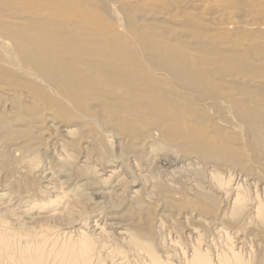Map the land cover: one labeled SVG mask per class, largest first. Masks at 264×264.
<instances>
[{
  "label": "rangeland",
  "instance_id": "374dc122",
  "mask_svg": "<svg viewBox=\"0 0 264 264\" xmlns=\"http://www.w3.org/2000/svg\"><path fill=\"white\" fill-rule=\"evenodd\" d=\"M4 1L0 37H10L0 38V224L10 236L57 240L67 224L61 212L81 203L77 223L102 232L94 238L101 264H139L140 255L125 253L134 235L160 260L183 264L194 241L210 256L225 249V232L236 252L249 250L252 264H264V222L252 207L264 201V0H215L229 13L228 32L192 18L184 0H159L153 10L110 0ZM49 13L68 24L44 18ZM90 22L97 29L83 30ZM44 172L49 178L39 181ZM229 178L224 190L239 183L246 199L242 218L230 215L232 194L220 189ZM48 183L58 187L54 196L44 193Z\"/></svg>",
  "mask_w": 264,
  "mask_h": 264
},
{
  "label": "bare ground",
  "instance_id": "6f19581e",
  "mask_svg": "<svg viewBox=\"0 0 264 264\" xmlns=\"http://www.w3.org/2000/svg\"><path fill=\"white\" fill-rule=\"evenodd\" d=\"M6 1V0H5ZM4 1V2H5ZM10 1V0H9ZM63 1V3H65L66 4V0H62ZM85 1H87V0H85ZM89 1V0H88ZM110 1H117V2H119V3H121L122 5H121V7L123 8V7H125V5L126 6H128V7H130V8H139V10H141L142 9V7H145L146 9H144V10H153L154 9V7H155V9L156 8H158L157 7V4H159L158 2H160V1H166V0H157V2H155L156 0H110ZM244 3L245 2H247V0H242ZM90 2V1H89ZM116 2V4H119V3H117ZM160 3V4H165L164 2L163 3ZM167 2V1H166ZM184 2H185V4L186 5H188V6H190V7H193V13H191V16H192V18L194 17L195 19L196 18H199V17H202L205 21L207 20L208 22H211L212 23V25L213 26H215V31L216 30H218V31H224V32H228L229 30H230V24H229V22H227V20H226V18L228 19V17L227 16H229V15H227V14H229L228 13V11H226V9L224 8V7H226V6H222V5H220V3H218L217 1H215V0H184ZM220 2V1H219ZM256 2V1H255ZM258 2V1H257ZM21 3H22V1H21ZM182 3H183V1H182ZM234 3V2H233ZM13 4V3H12ZM18 4V3H17ZM184 4V5H185ZM234 4H236V3H234ZM245 4H247V3H245ZM251 4V3H250ZM252 4H253V2H252ZM2 4H0V6H1ZM16 5V4H15ZM19 5V4H18ZM124 5V6H123ZM163 5H160L161 7L163 6ZM166 5H169V4H165V6ZM185 5V6H186ZM244 5V4H243ZM242 5V6H243ZM17 6V5H16ZM119 6H120V4H119ZM256 6V5H255ZM9 7V6H8ZM14 7V6H13ZM20 7V9L19 10H21V6H18V8ZM140 7H141V9H140ZM164 7V6H163ZM181 7H182V4H181ZM180 7V8H181ZM12 8V7H11ZM10 7H9V9H11ZM27 8V7H26ZM25 8V9H26ZM151 8V9H150ZM168 8V7H167ZM183 8V7H182ZM239 8V7H238ZM247 8V7H246ZM252 8V7H251ZM251 8H249L250 9V12H251ZM185 9H188V8H185ZM15 10V9H14ZM27 10V9H26ZM168 11H169V9H167ZM189 10H190V8H189ZM233 10V9H232ZM257 10V9H256ZM263 10V9H262ZM261 10V11H262ZM13 11V10H12ZM12 11H11V13H12ZM17 11H18V9H17ZM23 11V10H22ZM28 11V10H27ZM253 11V10H252ZM8 12H10V11H8ZM16 12V11H15ZM234 12H235V10H234ZM238 12H239V10H238ZM243 12V11H242ZM254 12V11H253ZM14 13V12H13ZM12 13V14H13ZM17 13V12H16ZM27 13V12H26ZM25 13V14H26ZM143 13V12H142ZM245 13V12H244ZM264 13V12H263ZM5 14V13H4ZM19 14H21V12L19 13ZM18 14V15H19ZM29 14V13H28ZM155 14V13H154ZM170 14V12L168 13V15ZM241 14V13H240ZM243 14V13H242ZM241 14V15H242ZM255 14V13H254ZM1 15V14H0ZM6 15H8V14H6ZM24 15V14H23ZM22 15V16H23ZM148 15V14H147ZM146 15V16H147ZM172 15H173V13H172ZM249 15H250V13H249ZM4 16V15H3ZM8 16H10V15H8ZM14 16V15H13ZM45 16L46 17H48V18H50V17H52V19H54L53 17H55V19L56 18H59L60 19V16H56V14L54 15V14H51V13H49V14H46V15H44V18H45ZM152 16H154V15H152ZM162 16V15H161ZM160 16V17H161ZM164 16V15H163ZM162 16V17H163ZM166 16V15H165ZM173 16H175V15H173ZM254 16V15H253ZM260 16V15H259ZM0 17H2V16H0ZM15 17H16V15H15ZM15 17H13V18H15ZM172 17V16H171ZM240 17V16H239ZM264 17V16H263ZM3 18V17H2ZM43 18V17H42ZM62 18H64V19H62ZM69 18H71V20H72V22L74 21L73 20V17H69ZM69 18H67V19H69ZM144 18H145V16H144ZM230 18V17H229ZM238 18V17H237ZM254 18V17H253ZM62 19V20H61ZM61 19L60 20H58V21H56V22H59V24H63V22H65L64 24L66 25V22H67V24H68V21H66V17L64 16V17H61ZM255 19H256V17H255ZM261 19V18H260ZM20 20V19H19ZM18 20V21H19ZM70 20V19H69ZM234 20V19H233ZM232 20V18H231V21H233ZM259 20V19H258ZM21 21V20H20ZM24 21V20H23ZM52 21H54V20H52ZM180 23L182 22V23H184V22H186L185 21V19H183L182 17L178 20ZM230 21V20H229ZM230 21V22H231ZM234 21H236V20H234ZM256 21V20H255ZM61 22V23H60ZM71 21H69V23H70ZM70 23V25L71 24H73V23ZM75 22V21H74ZM177 22V21H176ZM188 22V21H187ZM1 23V22H0ZM21 23V22H20ZM81 23L82 22H80V23H78V24H80L81 25ZM84 24H85V22H83ZM83 23H82V25H83ZM91 23V22H90ZM139 23V22H138ZM238 22L236 21V24H237ZM2 24V23H1ZM5 24V23H4ZM14 24H15V21H14ZM24 24H26L25 22H24ZM58 23H57V25H59ZM150 24V23H149ZM148 24V25H149ZM232 24V23H231ZM240 24V23H239ZM20 25V24H19ZM21 25H22V23H21ZM54 25V24H53ZM56 25V24H55ZM64 25V26H65ZM89 24H87V26H85V28L82 26V28H83V30H88V31H94V30H96L97 29V24H94V23H91L89 26H88ZM241 25V24H240ZM72 26V25H71ZM206 26H207V24H206ZM24 27V26H23ZM57 27H59V26H57ZM60 27H62V26H60ZM76 27H79V29L81 28L79 25H77L76 24ZM76 27H72V28H74L73 30L76 32L77 30L76 29H78V28H76ZM208 27V26H207ZM1 28V27H0ZM4 29H5V27H4ZM160 30V29H159ZM158 30V32L160 33V31ZM205 30V29H204ZM6 32H8V30H5ZM79 31V30H78ZM77 31V32H78ZM209 31V30H208ZM157 32V33H158ZM180 32V31H179ZM223 32V33H224ZM1 33V32H0ZM4 34H5V32H3ZM3 33H2V35H3ZM178 33V32H177ZM7 34V36L6 35H3L4 36V38H2L3 36H1L0 38H2L1 40L2 41H4L3 39H5V36L6 37H10V36H8V35H10V34H8V33H6ZM182 34H183V31H182ZM176 35H178V34H176ZM160 36V35H159ZM180 36H181V34H180ZM180 36H177V40H178V37H180ZM179 40H181V39H179ZM203 40V39H202ZM206 40V39H205ZM204 40V41H205ZM228 42V41H227ZM7 43H9L10 44V42H7ZM6 43V44H7ZM12 43V42H11ZM0 44H4V43H2V42H0ZM9 44H7V45H9ZM225 44V43H224ZM5 45V44H4ZM256 45V44H255ZM1 46V45H0ZM3 46V45H2ZM1 46V47H2ZM6 47V46H5ZM232 47V46H231ZM240 47V46H239ZM252 48H254V47H252ZM251 48V49H252ZM3 49V48H2ZM2 49L0 48V52H3L2 51ZM225 49V48H224ZM255 49V48H254ZM256 50V49H255ZM258 50V49H257ZM225 52V51H224ZM261 54V53H260ZM5 55V54H4ZM206 57H204V59H205ZM40 63H43V64H46V65H49L48 63H47V61L45 60V61H39ZM246 79V78H245ZM247 80V79H246ZM249 80V79H248ZM247 80V81H248ZM238 81V80H237ZM239 81H240V79H239ZM246 81V82H247ZM225 82H226V80H225ZM244 83V84H248V83ZM238 83V82H237ZM240 83H242V81L241 82H239V84ZM39 84V83H38ZM238 84V85H239ZM243 84V85H244ZM3 85V84H2ZM240 85H242V84H240ZM239 85V86H240ZM251 85V84H250ZM249 85V86H250ZM252 86V85H251ZM260 86V85H259ZM2 88V87H1ZM241 88V87H240ZM20 89V88H19ZM185 89H186V87H185ZM4 90H5V88H4ZM188 90V89H187ZM190 90V89H189ZM9 91V90H8ZM194 91H195V89H194ZM13 94V93H12ZM196 94V93H195ZM238 95L237 96H240V94L239 93H237ZM239 99H240V97H238ZM242 99V98H241ZM240 99V100H241ZM222 100V99H221ZM243 100V99H242ZM217 102V101H216ZM222 102V101H221ZM30 103V102H29ZM224 103H226V102H224ZM216 104H218V103H216ZM223 105V104H222ZM157 133V132H156ZM151 153V152H150ZM58 159V158H57ZM60 159V158H59ZM63 160V159H62ZM61 160V161H62ZM85 160H87V159H85ZM60 161V160H59ZM89 165V164H88ZM88 165H87V168H89L88 167ZM154 165V164H153ZM83 166H84V164H83ZM39 167V166H38ZM37 167V168H38ZM80 167V166H79ZM36 168V169H37ZM47 168V167H46ZM83 168V167H82ZM82 168H80V169H82ZM91 168V167H90ZM217 169V168H216ZM84 170L86 171V169L84 168ZM90 170V169H89ZM36 171H38V170H36ZM92 171V170H91ZM91 171H90V173H91ZM229 171H231V170H229ZM43 172V171H42ZM218 172V171H217ZM216 171H214V170H212V173H213V176L215 175V177H217V175H219V173H217ZM233 172V171H232ZM232 172H229L230 174L232 173ZM49 173V172H48ZM48 173H43V174H40L41 175V178H39V181H41L42 179L44 180V179H46L47 180V178H49L48 177V175H50V174H48ZM55 173V172H54ZM86 173H88V172H86ZM238 173V172H237ZM236 173V174H237ZM240 174H241V172H239ZM239 173H238V176H239ZM229 174V176L231 177V175ZM220 175H223V174H220ZM36 176V175H35ZM56 176V175H55ZM54 176V177H55ZM147 176V175H146ZM210 176V175H209ZM233 176V175H232ZM238 176H237V178H238ZM38 177V176H37ZM37 177H35V178H37ZM51 179V178H50ZM54 179V178H53ZM233 178H229V181L227 180L226 182L225 181H223L224 183H221V187H220V189L221 190H223V192L225 193V195L226 196H229V194H230V192H229V190L227 189V191H226V189L224 190V188L226 187V186H229L231 183V180H232ZM42 180V181H43ZM54 181H56V180H54ZM218 181V180H217ZM240 181V180H239ZM242 181V180H241ZM52 182V181H51ZM244 182H245V180H244ZM41 183H44V182H41ZM54 183H56V182H54ZM54 183H48V185L47 186H42L43 188H45L44 190H45V192L44 193H49V194H51V195H53V194H55V193H57L58 191H57V189H58V187L54 184ZM230 183V184H229ZM80 185H81V183H79ZM78 184V185H79ZM84 184H86V183H84ZM232 184H233V182H232ZM237 183H235L234 185H236ZM215 185H217V184H215ZM242 185V184H241ZM61 186V185H60ZM76 186V185H75ZM231 186H233V185H231ZM230 186V187H231ZM240 186V184L238 183V185H236V186H234L233 188H230V187H228V188H230V191H232V196H230L231 197V199H232V202H231V204H232V207H231V214L230 215H232V216H234L233 218H235L236 216H238L239 214H241V213H243L242 212V209H243V206H244V204L246 203L245 202V198L241 195V192L239 193V192H237V190L239 189L238 187ZM250 186V185H249ZM79 187V186H78ZM81 188L83 187V184H82V186H80ZM218 189H219V187H217ZM238 188V189H237ZM243 188H245V187H243ZM243 188H242V190H243ZM250 188V187H249ZM78 189V188H77ZM237 189V190H236ZM247 189V188H246ZM260 189V188H259ZM63 190V189H62ZM73 190V189H72ZM221 190H219L220 192H221ZM241 190V189H240ZM252 191V190H251ZM250 191V192H251ZM30 192V191H29ZM28 192V193H29ZM65 192V191H64ZM235 192V193H234ZM243 192H246V191H244L243 190ZM242 192V193H243ZM252 193V192H251ZM106 194V193H105ZM221 194V193H220ZM230 194V195H231ZM234 194V195H233ZM250 194V193H249ZM249 194H247V196L249 195ZM17 195H19V193L17 194ZM58 195V194H57ZM63 195H64V193H63ZM63 195H62V197H63ZM260 195H262V194H260ZM259 195V196H260ZM54 196V195H53ZM53 196H51V197H53ZM59 196H61V194L59 195ZM224 196V195H223ZM246 196V195H245ZM253 196V195H252ZM251 196V197H252ZM258 196V195H257ZM256 196V197H257ZM1 197V196H0ZM21 197V196H20ZM30 196H28V198H29ZM254 197V196H253ZM11 198H13V197H11ZM23 198V197H22ZM21 198V199H22ZM248 198V197H247ZM259 197H257V199H258ZM261 198V197H260ZM263 198V197H262ZM24 199V198H23ZM56 199V198H55ZM62 199V198H61ZM12 200H14V198L12 199ZM11 200V201H12ZM66 200V199H65ZM227 200V199H226ZM225 200V201H226ZM229 200H230V198H229ZM248 200V199H247ZM252 200H253V198H252ZM10 201V200H9ZM10 201V202H11ZM228 201V200H227ZM251 201V200H250ZM66 202V201H65ZM75 202V201H74ZM248 202V201H247ZM253 202V201H252ZM256 202H259V201H256ZM264 202V201H263ZM263 202H259L256 206H252L253 208H254V211H255V215H256V217L258 216L259 217V219L260 220H262L263 222H264V204H262ZM12 203H15V202H12ZM57 203V202H56ZM61 203H64V202H61ZM250 203V202H249ZM255 203V202H254ZM74 204V203H73ZM73 204H70V202H69V204H67L66 206H65V208H64V210L61 212V213H63V215L61 216L60 215V218L59 219H62L63 220V218H65V222L67 223V224H62L61 226H60V228H63V229H70V230H72V232L70 231V232H66V231H63L64 233H62V230L63 229H59L58 230V228H57V235H55V237H56V239L57 240H55V239H52V237H44V236H42V234L40 235V236H42L41 238L43 239V240H38L39 238V236H36V235H31L30 236V240H26L25 242H19L18 240H16V237L15 236H13V237H11L10 236V234H9V229L8 228H6V227H3V225H1L0 224V264H8V263H5V261H7V260H9V259H13V258H15V259H17V260H19V262L21 263V264H101V259H103V258H99V259H96L97 257L95 256L97 253H96V250L97 249H95V239L94 238H96L97 236H99L101 233H96V231H88V230H90V228L91 227H89V225H91V223L90 224H88L87 226H88V228H86L87 226L86 225H84L85 224V222L86 223H88L87 221H84V223H82L83 221L81 220L80 221V219H79V221H78V223H82V226L81 225H78V223H77V220L78 219H75V213H77V215L78 214H80V213H82V211L81 212H79V211H77V212H75V210H74V208L76 209L77 207H78V205H80V204H77V206H76V204H75V206L76 207H74V205ZM164 204V203H163ZM252 204V203H251ZM12 205V204H11ZM162 205V204H161ZM247 205H249V204H247ZM82 206H85L84 204L82 205ZM258 206V207H257ZM80 207H81V205H80ZM229 204H228V211H229ZM249 207V206H248ZM250 208V211H252L253 209H251V207H249ZM194 209V208H193ZM78 210H80V209H78ZM86 210V209H85ZM84 210V211H85ZM2 212H3V210H1ZM6 211V210H5ZM84 211H83V213H84ZM194 211V210H193ZM244 211V210H243ZM245 211H247V210H245ZM1 213V212H0ZM60 213V214H61ZM247 213V212H246ZM101 214V213H100ZM226 214V213H225ZM252 214V213H251ZM254 214V213H253ZM2 215V213L0 214V216ZM102 216H104L103 214H102ZM102 216H101V218H102ZM228 216V215H227ZM232 216H231V218H232ZM241 216H243V214H241ZM63 217V218H62ZM230 217V216H229ZM239 217V216H238ZM255 217V216H254ZM253 217V218H254ZM100 218V217H99ZM202 218H204V217H202ZM239 218H242V217H239ZM238 218V219H239ZM248 218H249V216H248ZM188 219V218H187ZM222 219V218H221ZM230 219V218H229ZM243 219H244V217H243ZM251 219V218H250ZM0 220H2V218L0 219ZM101 220V219H100ZM225 220V219H224ZM241 220V219H240ZM246 220H247V217H246V219H244V221L246 222ZM255 220V219H254ZM6 221V222H5ZM3 220V224L5 223H7V220ZM59 221V220H58ZM57 221V222H58ZM161 221V220H160ZM205 221H207V220H205ZM209 221V220H208ZM218 221H220V220H218ZM242 221L243 220H241L240 222L242 223ZM252 220H250V222H251ZM1 222V221H0ZM60 222H62V221H60ZM59 222V223H60ZM65 222H63V223H65ZM92 222H95L94 224V226H92L93 228H96L97 226H99L100 227V223L98 224L97 223V221H92ZM217 222V221H216ZM238 222V221H237ZM240 222H238V223H240ZM244 222V224H246ZM248 223H249V220L247 221ZM80 223V224H81ZM160 223V222H159ZM202 223H203V221H202ZM210 223V222H209ZM221 223V222H220ZM235 223H236V221H235ZM235 223H234V225H235ZM258 223V222H257ZM58 224V223H57ZM216 224V223H215ZM243 224V223H242ZM254 224H256V222L254 223ZM102 225V224H101ZM106 225V224H105ZM206 225V223H204V226ZM210 225V224H209ZM231 225V224H230ZM237 225V224H236ZM261 225V224H260ZM59 226V225H58ZM58 226H56V227H58ZM223 226V225H222ZM238 226V225H237ZM241 226H246V225H241ZM253 226V225H252ZM258 226H259V224H258ZM7 227H9V225L7 224ZM103 227H105V226H103ZM206 227H208V226H206ZM224 227V226H223ZM223 227H221V228H223ZM226 227V226H225ZM251 227V226H250ZM92 228V229H93ZM219 228V227H218ZM230 228H232V227H230ZM239 228H240V224H239ZM249 228V227H248ZM247 228V226H246V230L248 229ZM52 229V228H51ZM216 229V228H215ZM229 229V228H228ZM238 229V228H237ZM236 229V230H237ZM241 229V228H240ZM240 229H239V231H240ZM54 230H55V228H54ZM97 230V229H96ZM98 230H100V229H98ZM122 230V229H121ZM125 230V229H124ZM218 230V229H217ZM221 230H225V229H221ZM221 230L220 231H217V232H221ZM38 231V230H37ZM37 231H36V233L35 234H38L37 233ZM45 231V230H44ZM68 231V230H67ZM216 231V230H215ZM215 231H213V232H215ZM243 231V230H242ZM241 231V232H242ZM55 232V231H54ZM66 232V233H65ZM93 232L95 233V234H93ZM225 232V231H224ZM230 232V231H229ZM228 232V233H229ZM44 233V232H43ZM62 233V234H61ZM69 234V236H66V235H64V234ZM90 233L92 234V235H90ZM207 233V232H206ZM234 233H237V232H234ZM105 234V233H104ZM130 234V233H129ZM169 234V233H168ZM233 234V233H232ZM245 234V233H244ZM244 234H242V235H244ZM39 235V234H38ZM46 235V234H45ZM63 235H64V237H63ZM75 235V236H74ZM106 235V234H105ZM116 235H117V233H116ZM123 235V234H122ZM134 235V234H133ZM224 235V237L226 238V240H227V243L225 244L226 246L224 247L225 249H221V250H218V251H216L215 250V254H214V256H210L209 255V253H208V251H206V249L205 250H203V248L201 249V247H200V244L197 242V241H194V242H196L195 244H193V246H192V248L190 249L189 248V251L187 252V250H186V252L185 251H183L184 252V254L182 255V254H180V252H179V250H178V252H177V254H179V255H182V257H180V259H183V264H252V262L254 261H252L251 260V255H250V253H251V251H249V254H247L248 253V251L246 252V254H245V252H244V254L245 255H248V256H241V254H239L238 252H236V250L237 249H235L234 247H233V245H232V238L233 237H231V235H229V234H227L226 232L223 234ZM223 235H221V236H223ZM62 236V237H61ZM107 237L109 236L108 234L106 235ZM118 236H120V234L118 235ZM126 236V235H125ZM124 236V237H125ZM162 236V235H161ZM233 236V235H232ZM238 236H240V235H238ZM27 238H28V236H26ZM101 237H103L102 235H101ZM111 237V236H110ZM109 237V238H110ZM127 237V236H126ZM167 237V236H166ZM197 237H199L200 238V236H197ZM196 237V238H197ZM237 237V236H236ZM250 237V236H249ZM36 238H38V239H36ZM99 238H100V236H99ZM122 238V237H121ZM130 238V237H129ZM129 238L127 239V240H129ZM163 238V237H162ZM199 238H197V239H199ZM238 238V237H237ZM98 239V238H97ZM108 239V238H107ZM111 239V238H110ZM110 239H108V240H110ZM124 239V238H123ZM126 239V238H125ZM175 239V238H174ZM196 239V240H197ZM213 240H214V238H212ZM223 239V238H222ZM247 239H249V238H247ZM31 240H32V242H31ZM102 240V239H101ZM112 240V239H111ZM173 240V239H172ZM213 240H212V242H213ZM224 240V239H223ZM243 240V239H242ZM250 240H251V238H250ZM100 241V240H99ZM99 241H96L97 243L99 242ZM121 241H122V239H121ZM120 241V243H122ZM167 241V240H166ZM177 241V240H176ZM179 241V243H180V240H178ZM245 240H243L242 241V243L244 242ZM105 242H109V241H105ZM112 242V241H111ZM111 242H109L110 244H111ZM119 242V241H118ZM171 242V241H170ZM169 242V243H170ZM210 242H211V239H210ZM212 242H211V245H213V247L212 248H214V245H215V241H214V244H212ZM238 242V241H237ZM236 242V243H237ZM247 242V241H246ZM31 243H34V245L32 244L31 245ZM102 243V242H101ZM117 243V242H116ZM116 243L114 244V245H116ZM129 244H130V249L128 248V251L129 252H125V253H135L136 254V257L138 256V255H140L139 256V258H140V262H139V264H169L168 262H171L173 259H171V258H173V257H171V258H169V259H171L170 261H167V260H160L159 258H158V256H156V254H158V252H154V250H153V246L151 245V244H148V243H143V242H141V241H139V239L138 238H136V235H134V237L132 238V240H131V242H128ZM128 243H125V245L126 244H128ZM166 243V242H165ZM168 243V242H167ZM166 243V244H167ZM172 243V242H171ZM192 243H193V241H192ZM202 243V242H201ZM209 243V242H208ZM224 243V242H223ZM239 243V242H238ZM118 244V243H117ZM175 244H177V242L175 243ZM217 244H218V242H217ZM216 244V245H217ZM219 246H217V247H221V241L219 242ZM100 245H103V244H100ZM113 245V246H114ZM169 245V244H168ZM209 245L210 244H208L207 245V247H208V250H209ZM211 245H210V247H211ZM244 245H246V243L244 244ZM250 245V244H249ZM248 244H247V247L249 246ZM104 246V245H103ZM103 246H102V248H103ZM117 246V245H116ZM127 246V245H126ZM161 246V245H160ZM173 245H171V248H173L174 249V246L172 247ZM178 246V245H177ZM47 249H46V248ZM97 247H99V245L97 246ZM96 247V248H97ZM106 247V246H105ZM104 247V248H105ZM119 247V246H118ZM128 247V246H127ZM158 247V246H157ZM182 247V246H181ZM205 247V246H204ZM243 247V246H242ZM107 248H109V247H106L105 248V250H107ZM122 248V247H121ZM120 248V249H121ZM163 248L165 249V246H163ZM170 248V249H171ZM215 248H216V246H215ZM241 248V247H240ZM245 248H246V246H245ZM249 248H251L250 246L248 247V249ZM4 249H10L9 251H5ZM100 249V248H99ZM119 249V248H118ZM168 249V251H169V248H167ZM177 249H181V248H177ZM186 249V248H185ZM217 249V248H216ZM226 249H228L227 251H226ZM238 249H239V247H238ZM247 249V248H246ZM110 250V249H109ZM112 250V249H111ZM124 250V249H123ZM211 250V249H210ZM244 250V249H243ZM242 250V251H243ZM252 250V249H251ZM101 251V250H100ZM132 251V252H131ZM177 251V250H176ZM211 251H213V249L211 250ZM241 251V250H240ZM245 251V250H244ZM254 251V250H253ZM97 252H99V251H97ZM105 252V251H104ZM110 252V251H109ZM115 252V251H114ZM116 252H117V250H116ZM210 252V251H209ZM108 253V252H107ZM110 253H112V252H110ZM125 253L123 254V255H125ZM168 253V252H167ZM173 253V252H172ZM175 253V252H174ZM255 253V252H254ZM253 253V254H254ZM259 253V252H258ZM105 254V253H104ZM109 254V253H108ZM107 254V255H108ZM113 254V253H112ZM115 254V253H114ZM169 254H171V252L169 253ZM257 254V253H256ZM256 254H254V255H256ZM101 254L99 253V255L98 256H100ZM103 255V254H102ZM160 255H162V254H160ZM168 255V254H167ZM243 255V254H242ZM259 255V254H258ZM176 256V255H175ZM100 257H102V256H100ZM118 257H121V256H118ZM117 257V258H118ZM124 257V256H123ZM126 257V260H127V256H125ZM132 257H135V256H132ZM131 257V258H132ZM162 257V256H161ZM164 257H165V255H164ZM114 258V257H113ZM116 258V259H117ZM129 258L130 259V261L132 260V259H134V261H135V258ZM138 258V259H139ZM168 258V257H167ZM177 258H179V257H177ZM254 258V257H253ZM256 258H257V255L255 256V260H256ZM107 259V258H106ZM105 259V260H106ZM110 259H111V257H110ZM115 259V260H116ZM162 259V258H161ZM180 259H178V260H180ZM258 259V258H257ZM104 260V259H103ZM108 261V260H107ZM106 261V262H107ZM110 261V260H109ZM114 261V260H113ZM257 261V260H256ZM114 262H116V261H114ZM129 261L127 260V263H128ZM174 262V261H173ZM178 262H180V261H178ZM10 263V262H9ZM103 263H105L104 261H103ZM118 264H123L124 263V261L123 260H121V262L119 263V262H117ZM116 263V264H117ZM125 263H126V261H125ZM124 263V264H125ZM131 263V262H130ZM133 263V262H132ZM172 263V262H171ZM257 263V262H256ZM11 264V263H10Z\"/></svg>",
  "mask_w": 264,
  "mask_h": 264
}]
</instances>
